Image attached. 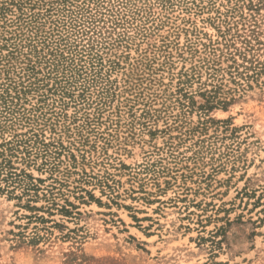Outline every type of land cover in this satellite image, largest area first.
<instances>
[{"label":"rangeland","instance_id":"1","mask_svg":"<svg viewBox=\"0 0 264 264\" xmlns=\"http://www.w3.org/2000/svg\"><path fill=\"white\" fill-rule=\"evenodd\" d=\"M50 1L63 35L82 13L111 31L98 49L118 62L115 94L33 57L32 85L12 113L0 104L1 158L56 200L0 190V264H264V90L205 114L172 94L198 56L188 44L202 49L241 13L264 27V0ZM14 61L18 81L28 61Z\"/></svg>","mask_w":264,"mask_h":264},{"label":"trees","instance_id":"2","mask_svg":"<svg viewBox=\"0 0 264 264\" xmlns=\"http://www.w3.org/2000/svg\"><path fill=\"white\" fill-rule=\"evenodd\" d=\"M53 1L59 2V0ZM83 7L87 11H92L86 2ZM250 7L253 9L255 6L251 3ZM55 12L59 10L50 0H3L0 2V41L2 42L0 43V76L1 72H6V81L0 83V104L3 105L7 114L13 112L11 105L15 100H20L21 94H25V89L33 83L30 81L25 85V81L21 78L30 79L39 71L31 63L33 57H36L35 62L38 63L45 60L44 62L53 70L59 68V62H64L66 73L82 77L84 84L81 85L85 88L102 84L100 86L104 94H115L111 92L113 87L110 72L117 67L118 62L109 59V65L105 64L103 52L98 49H103V51L107 47L110 49L107 38L111 31H104L100 26L103 20L93 18L95 14L85 16L82 13L81 16L71 17L66 35H63L60 24L53 18ZM49 18H52L51 25L46 29ZM223 22L226 24L219 26L217 38L210 37L206 41H198L202 49L194 47L193 43L188 44V49L193 54L192 57L198 56L190 67L183 66L177 73L178 82L176 90L172 93L176 94V101L183 109L197 107L205 114L214 108H227L231 103L245 98L250 90L256 87L264 90V27L259 23L255 14L247 17L241 13L240 19L232 22L228 18ZM65 25L67 24H63ZM56 35L58 37L54 38L57 39L53 38L54 41H51L52 36ZM71 35H76L73 42L70 41ZM85 39L88 43L80 46L81 41ZM68 43L71 45L68 46ZM24 47L28 48L27 51ZM64 47H67L68 55ZM3 49L7 50V53H4ZM45 49H47L46 55L41 57V51L45 52ZM47 55L49 57L46 58ZM19 59L28 62L23 61L27 65L22 67L21 70L25 73L19 76L18 82L11 76L10 71L14 67V60ZM183 60L187 61L188 58L183 57ZM204 76L205 79H203ZM195 83L197 88L193 92L189 89ZM196 95L203 99L201 104L196 105ZM171 128H173L172 125L166 127L165 130L168 131ZM36 142L42 144L41 149L46 155L48 151H53L50 150L53 143L43 141L34 143ZM28 147H31V144L26 146L27 152ZM53 153L60 154L57 150ZM3 154L4 151H0V190H9L12 185L17 184L23 190L22 195H29L36 199L41 196L52 206L55 205L53 187L42 189L39 185L42 180L38 183L32 181L33 179H29V175L23 169L19 173L13 171L16 168L11 165L10 160L1 158ZM46 161L43 164L51 163ZM52 169L56 171L57 164H54ZM3 182L5 185H2ZM40 190H42L41 193ZM62 209L65 208L62 206ZM65 212L70 213L68 209H65Z\"/></svg>","mask_w":264,"mask_h":264}]
</instances>
